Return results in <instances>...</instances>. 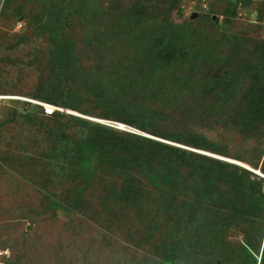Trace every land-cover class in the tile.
I'll return each mask as SVG.
<instances>
[{"label": "rangeland", "instance_id": "374dc122", "mask_svg": "<svg viewBox=\"0 0 264 264\" xmlns=\"http://www.w3.org/2000/svg\"><path fill=\"white\" fill-rule=\"evenodd\" d=\"M50 1L0 0V94L61 102L67 96L76 107L70 109L75 115L55 119L29 115L31 124L6 113L0 120V264H257L264 213L252 220L244 200L226 184L215 188L225 211L193 209L181 198L174 202L181 208L169 209L167 199L149 191L137 172L129 175L141 188L130 193L105 162L97 166L99 178L92 184L70 165L82 156L79 142L89 136L136 141L106 124L120 116L121 105L139 102L166 113L173 126L217 141L224 153L206 155L261 173L250 164L264 168V128L241 135L232 121L244 90L255 84L235 66L243 52L264 42V0L240 2L235 10L228 0H76V17L67 29L76 59L65 76L52 71L47 34H37ZM150 34L161 38L166 59L157 64L153 81H140L137 77L148 72H140L141 61L134 57L145 51ZM171 37L173 53L166 46ZM125 56L126 69L112 71L116 58ZM194 66V92L185 85V97H177L181 88L173 77ZM216 70L217 78H204ZM204 79L211 86L206 93L199 81ZM222 84L239 90L219 99L213 92ZM192 185L180 187L185 194L179 195L191 197ZM199 196L207 198L203 192ZM56 201L65 208L75 205V212L54 210Z\"/></svg>", "mask_w": 264, "mask_h": 264}, {"label": "trees", "instance_id": "16d2710c", "mask_svg": "<svg viewBox=\"0 0 264 264\" xmlns=\"http://www.w3.org/2000/svg\"><path fill=\"white\" fill-rule=\"evenodd\" d=\"M75 1L76 0H51L49 9L41 11L43 13L41 17L43 20L37 25L38 35L47 34L49 44L48 55L50 54L52 71L59 76L67 75L69 62L76 59L75 43L68 36L67 31V29H70L76 17L77 5ZM249 1L250 0H228L232 7H234V10L239 4L242 3V5L245 6ZM233 14L234 12L232 11L231 15ZM148 39L152 40L145 51L141 53L142 55H137L136 58L134 57V61H141L140 72L142 74L148 72L145 77H137L140 81L144 78L153 81L158 74L157 64L161 60L166 59L160 47L161 38L153 37V35L150 34ZM175 45L174 37H171L170 41L166 42V46L170 53H173ZM169 58L170 57L167 59ZM174 58L176 59V57ZM127 59L128 57L126 56L116 58V66L113 67L112 71L126 69ZM98 60L99 58H96L95 62ZM134 66L135 63L130 68ZM235 67L245 71V74L255 82V84L250 85L244 90V103L239 108L235 119L232 121V123H234V131L237 134L244 135L245 132H256L260 128H264V42L255 46L250 52H243L241 58L236 61ZM196 70L197 67L194 66L190 70L179 71L178 74H175L176 77L173 75L175 83L181 88L177 97H185L187 91L190 93L194 92L196 85L193 87L192 84L195 83L194 77L197 73ZM192 71H195V73H192ZM218 73L217 70L213 74L207 71L204 74V78L207 80L217 78ZM164 79H167V77L164 76ZM199 81L203 82L202 87L205 86L202 92L206 93L208 90H211V86L205 83V79ZM185 85L186 92L183 91ZM109 90V88H106L100 93L103 95ZM238 90L239 88H235L231 84L227 87L222 84L221 87H217V91L213 93H217L216 97L222 99L223 97L234 96ZM104 95H107V92ZM69 99L65 96L62 102L60 100L55 101L51 98H43V101L31 100L74 112L70 109L74 110L76 107L71 98ZM7 102L8 104L12 102L16 103L18 107L13 108L12 105L8 106L6 105ZM118 111L120 116L118 118H113V120H111L112 122H123L129 126L135 127L137 130L147 132L161 139L196 149V152L146 137H140L132 132L122 131L106 125L109 128L122 132L121 134L124 133L128 137L136 138V141L123 140L116 137H107L103 140H99V137L95 136H89L80 141L78 146L81 148L82 156L78 157L74 161L75 164L72 163L70 166L75 168L76 171L78 169V171L74 173L82 178L85 183L92 184L95 179L99 178L96 168L100 162H105L114 169L119 176L121 175L122 178L120 180L126 183V192L138 193V189L141 188L140 184L132 182V178L129 175L130 172H137L146 179L149 185V191L160 194L167 199L169 209H173V206L177 209L181 208V206L174 205V202H176L178 198H181L184 202L194 204L193 209L204 207L207 209H202L201 211L211 212L212 208L225 211L224 209L226 208L224 206L226 203L224 201L217 202V192L215 190L218 184L224 183L238 199L244 200L245 210L249 213V217L252 220L259 218L261 212L264 213V178H260L256 173L250 172L246 168L243 169L206 155L210 153L224 155L217 141L211 140L199 133L173 126V119L166 113L139 102L121 105ZM4 113L9 115L11 119L23 122V124L24 122L30 123V121H32V116L30 117L29 115L36 117L40 116L46 119H55L56 117L70 115L58 111L46 114L41 106L18 99L7 100L1 104L0 120ZM105 117L110 118L111 116L106 115ZM73 119L76 120L77 118ZM116 119L118 120L116 121ZM81 123L89 124L84 121H81ZM119 124L122 126L124 125L122 123ZM250 165L254 170H260L264 175L263 167L258 168V164L253 163ZM107 176L108 178L113 177L110 175ZM189 184L195 186V190L191 197L179 195L180 193L185 194L180 187L189 186ZM201 192L207 194V198H200L199 193ZM209 201L217 202V205H213ZM54 207V210L64 209L65 212L69 214H72V212L76 210L75 205H69L67 206L68 208H65L59 201L55 202ZM261 232L263 233V243L261 246V253L257 258V264H264V224ZM248 252L250 253L249 250ZM167 264L175 263L169 262Z\"/></svg>", "mask_w": 264, "mask_h": 264}, {"label": "built area", "instance_id": "2783aa9c", "mask_svg": "<svg viewBox=\"0 0 264 264\" xmlns=\"http://www.w3.org/2000/svg\"><path fill=\"white\" fill-rule=\"evenodd\" d=\"M11 99H16V98H14L12 96H9V95L0 94V107H1V104H3L5 101L11 100ZM18 100H23L24 102H28L30 104H36L38 106H41L43 111H44V113H46V114H50L53 111H58V112H61V113L75 115L72 112L66 111V110H64L62 108H58V107L52 106L50 104L34 101V100H31V99H27V98H18ZM106 125H108V126H110L112 128H116V129L122 130V131H127V132H132L133 133V131H131L129 128H126L125 125H123L125 128H122V126H120L118 123H115V122H108Z\"/></svg>", "mask_w": 264, "mask_h": 264}, {"label": "water", "instance_id": "95a60500", "mask_svg": "<svg viewBox=\"0 0 264 264\" xmlns=\"http://www.w3.org/2000/svg\"><path fill=\"white\" fill-rule=\"evenodd\" d=\"M196 16V14H192L191 16H190V18H192V17H195ZM216 20V17L215 16H212V21H215ZM246 169H248V168H246ZM249 171H251V172H254V171H252V170H250V169H248ZM255 173V172H254ZM257 175H260L262 178H264V176H262L261 174H259V172L258 173H256Z\"/></svg>", "mask_w": 264, "mask_h": 264}]
</instances>
